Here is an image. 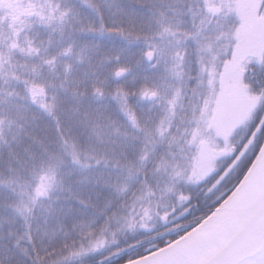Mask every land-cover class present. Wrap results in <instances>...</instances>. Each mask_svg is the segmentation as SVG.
I'll use <instances>...</instances> for the list:
<instances>
[{"label": "snow or ice", "instance_id": "1", "mask_svg": "<svg viewBox=\"0 0 264 264\" xmlns=\"http://www.w3.org/2000/svg\"><path fill=\"white\" fill-rule=\"evenodd\" d=\"M0 264H264V0H0Z\"/></svg>", "mask_w": 264, "mask_h": 264}]
</instances>
